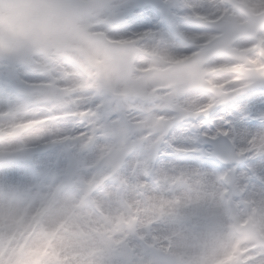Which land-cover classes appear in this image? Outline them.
I'll list each match as a JSON object with an SVG mask.
<instances>
[{"label": "rangeland", "instance_id": "rangeland-1", "mask_svg": "<svg viewBox=\"0 0 264 264\" xmlns=\"http://www.w3.org/2000/svg\"><path fill=\"white\" fill-rule=\"evenodd\" d=\"M256 1L257 3L260 2L259 6L252 8L250 3ZM159 2L164 3L165 0H159ZM169 2H174V0H169ZM211 2L213 4L218 3L223 5L228 3L232 5L231 10L222 7H213L214 11L210 15H205L202 18L203 23L213 26L219 25L226 18L230 21L231 30L227 38L218 47L210 46L211 41L216 38V33L207 34L208 39L202 40V46H199L197 40L204 37V34L195 32H189L188 34L182 28H178L171 36H155L148 33L134 35L126 32L120 34V30H117L114 37L106 36L103 33L98 34V36L104 40L106 47L99 50L94 56H89V62L101 65L105 61L117 57L123 62L133 63L138 57L147 58L144 61L147 66H149V69L143 72L142 70L146 67H142L139 68L138 71L148 76L149 81H159L161 83L155 84L151 88L144 86L113 93V95L117 97L126 98L128 96H138L147 101L155 95L160 86L170 89L169 94L163 98L169 102L176 100L190 89L206 88L216 97L225 96L231 91V88L227 86L236 83L239 76L234 78L233 75L231 79H224L225 82L223 83L218 81L214 82L212 79H205L207 73H205V70L203 71L204 65L213 57L220 53H224L230 58L232 63L221 64L218 68L213 69V71H226L231 74H244L249 71L264 73V61H250L247 59L250 53L259 52L261 55H264V47H262V45H264V37L259 35L261 28L264 27V0H211ZM193 3L198 4L194 0ZM245 11H247L250 16H245ZM213 16L215 19H212ZM247 17H251V19ZM140 30L144 31L147 29ZM152 30L159 29L153 24ZM164 39H168L171 42L170 45H173V43L177 44V47L179 46L180 49L191 45L196 47L197 51L191 55L182 54L176 56L173 60L171 57L170 62L173 61V64L167 65L161 58L162 56L152 51L154 48L155 50L159 49L161 46L160 43ZM248 39H253L256 42L250 46H235L237 40ZM130 41L135 42L131 43ZM142 41L147 43L144 44ZM144 48H147L148 51L143 50ZM18 55L22 56L18 51L6 49L3 44H0V59L7 57L10 63H14V58ZM162 55L163 57L168 56L165 53ZM22 58L27 59L26 56H22ZM65 75H71V73H65ZM28 83H35V85L30 87ZM46 83L50 86H44ZM17 84L20 87L15 94L11 96L0 94V166L7 165L8 163L19 164L22 166L23 173L27 174L29 177V167L37 165L40 159L52 156V163L55 159H60L63 161L62 166L56 167L55 170H53V181H49L51 185L48 186V207L50 208L51 204L56 203L58 197L64 191L72 192L76 187H79L78 192L81 194V199L80 203L75 204V198L73 196V209H69L70 205H68L66 210L60 212L61 214L58 213L54 221H51L52 223L48 225L49 223L47 224L45 220V216L48 213L46 214V210H44L42 206V204L47 202L43 199V196L39 197V193H34L33 195L30 189L23 188L24 192L27 191V198L30 195L31 197L22 202L20 211L10 210L13 206L12 203L14 202L13 199H15L16 190L12 191L11 195L0 194V199H2V203H0V226L6 223V219L11 218L12 220L14 219L13 222L16 224V228H18L22 220V218L19 220V217H22V214H24L25 217L28 216L29 209L33 208V205H35V208H38L41 213L31 214L28 216L27 220H24L26 221L25 224H27L21 227L25 228L26 232L32 227H37V229L41 231L47 227L48 231L51 232L53 227L66 224L64 230L67 229V232L63 231V234H60L61 236L67 235L74 239L78 238L82 242L86 241L83 239L94 238V244L89 245L90 250H94V257H97L98 254L102 255L107 264H126L125 261L120 258V254L124 253L123 248H126L130 253L131 260L128 264H139L136 262L139 253L149 258L151 264H188L185 251L181 249L178 251L176 250L177 253L173 252V254L169 256L165 254L170 260L169 263L160 262L152 254V251L164 254V244L165 246H171L172 242L170 241L172 236H169V233L165 232L159 234L160 237L163 236L166 239L160 249L152 247V244L149 246L139 241V239L142 240L143 237H134V234L137 233L135 232L136 229L141 230L142 234L145 232L146 227L144 228V226L146 225L142 226L138 224L137 226V219L139 217L137 214H144L146 211L143 206H145L148 184H153L156 189L161 185L158 183L160 181L158 175L152 173L155 142L153 145L146 148L144 144L145 141L149 139V135L134 136L127 126L131 124L135 127H140L143 124V121L133 118V115L139 111L137 106H125L112 99H105L95 101V104L91 102L87 107L75 112L58 111V109L68 107L65 97L70 96L75 89L67 87L58 88L56 82L52 80L27 79L20 83L17 82ZM77 87L84 88L87 87V85L81 84ZM119 94L122 95L119 96ZM212 106V102H208L202 106H197L195 110L198 109L199 112H205ZM177 107H179V105H177ZM22 109L30 111L35 110L36 113L22 111L21 113L23 114H20L19 112ZM130 109H132V112ZM84 110L87 111V113H85ZM127 110L128 112H126ZM181 110L185 112H194L183 108ZM144 111L150 112L151 110L145 109ZM117 114H119L118 119L116 118ZM71 117L76 119L74 127H79L80 129L78 131L72 130L73 128H68L67 132H65L66 130L60 129L48 130L32 141H29L25 136L28 132L36 129L37 125H45L50 122L55 124L61 118L69 119ZM46 118L48 119L46 120ZM26 119L29 122H27V126H21L19 122ZM167 120V116L157 117L156 126H158L157 124L160 122H167ZM31 126L33 127L29 129ZM55 138H57V141L51 142V139L55 140ZM48 140L49 142H46ZM6 142H11V144H6ZM124 147H130L131 153L128 157L124 158L123 164L115 169L112 164L113 151ZM227 147L230 148L228 145ZM134 152H144V158L147 157V163L145 164L143 161L144 167L140 172L136 169V165L133 166L128 163L129 157L133 155ZM97 155L100 156L98 160L93 159L92 161V158ZM168 158L169 157H167V159ZM190 158L195 159V156ZM124 169L129 170L130 175L132 174L131 179L123 178L119 173ZM83 170L86 171L83 172ZM32 176L33 175H31V177ZM32 178H34V176ZM107 180L114 185L119 199H121L119 204H122L124 208L123 209L122 206L119 205L121 209L126 211L127 208H129L131 212L132 209H134V212L130 214L127 213L125 216L124 214L122 215L123 212L120 210L118 213H114L108 217V213H105L101 205H98L95 199H91L92 193L99 187V182L104 183V181ZM30 183L34 184L32 182ZM218 184L219 187L211 190V193L213 197L218 193L220 198L229 201V204L223 207V212L227 217V230L233 239L231 242H234L233 247L229 248L230 254H220L222 259L219 261L222 260L223 264H236L237 261L239 264H245V253L249 250V247L254 245L257 241H264L263 235L261 236L259 231H256V229H258L256 227V215L258 211L256 207H254L253 200L241 201L239 199V191H234L228 182H218ZM123 185L127 186L128 190L134 195L136 201L141 202V204H137V208H133V206L130 205L131 203L128 202V199H126ZM172 185L173 184H169L167 188H171ZM184 190L187 191L188 194L191 193V189H188V184H184ZM172 198L173 203H171V201L165 202L164 209L180 218L177 223L182 225L184 221L187 220L186 214L182 212V209L184 210V204L181 203L179 197L172 195L169 200ZM206 200L207 198L202 200V205H204ZM249 202H253V204H249ZM185 205V208L187 207L189 211L191 208H193L191 210H194V208L198 207V204L191 203V201L189 202L187 200ZM253 208H255V210ZM201 210H203V206ZM54 212H56V210H54ZM197 214V212H193V215L190 217L191 219L194 218L195 222H199L203 218L207 223L211 224L217 221V217L214 214L208 216L204 212L199 216H197ZM95 220H97L99 225L96 223L94 225L93 221ZM90 222L92 226L98 227L96 228V233L89 234V231L92 230L91 227H88ZM147 222V226L149 227L153 223H150V221ZM31 231L33 233L34 230ZM7 235L6 233L0 238V264L71 263V258L70 262L69 260L66 262H57L56 260L57 255H60V253L62 258H66L68 256L67 251H61L58 248L53 249L50 247L48 251H45L46 253H44V251L41 252L45 242L40 239H37L39 244L36 246L33 256L25 261L20 258L19 253L25 247H28L30 243L33 245L32 239L35 235L29 233L25 234V232L21 230V233L15 238L11 247L6 246L1 250ZM187 237L188 240H190V237ZM147 238L149 239V237ZM131 239L135 241L128 247V242L129 240L131 241ZM124 240L126 241L123 242ZM206 241V237L205 239L203 237L200 246H206L209 242ZM47 245L49 244L47 243ZM97 247H100V251L96 250ZM33 250L34 249H31L29 255H32L31 252ZM5 253H7V258L4 260L3 256L6 255ZM214 255V258L204 255L203 258L206 260L199 264H206L208 260L212 262V264H219L217 260L219 255L217 253Z\"/></svg>", "mask_w": 264, "mask_h": 264}, {"label": "clouds", "instance_id": "clouds-1", "mask_svg": "<svg viewBox=\"0 0 264 264\" xmlns=\"http://www.w3.org/2000/svg\"><path fill=\"white\" fill-rule=\"evenodd\" d=\"M128 0H0V44L6 49L16 50L26 56H15L14 63L7 57L0 59V78L11 76L20 83L27 79L52 80L58 88L75 89L70 96L65 97L68 107L58 109L75 112L81 110L94 101L112 99L122 105H135L139 109L133 115L134 119L143 121L140 127L128 124L129 131L134 136L149 135L144 146L153 145L155 133L159 131L156 118L183 114L187 109L194 111L197 106L208 103L215 96L206 88L187 90L176 100L169 102L165 99L170 89L160 86L155 95L145 101L138 96L126 98L114 96L129 88L147 86L153 87L161 82H151L139 68L146 67L142 63L146 57H138L135 62L127 63L114 57L101 65L89 62V56H94L106 44L98 34L114 37L120 30L119 11ZM223 8L232 9V5L225 3ZM214 9L206 7L204 12L210 15ZM179 15H185L182 8H178ZM186 32L204 34L205 40L209 33H216L211 41V47H218L227 38L231 23L226 18L219 25H210L203 22H180ZM259 35L264 37V27ZM253 39L237 40L235 46L252 45ZM197 51L196 47L188 45L176 50L177 55H191ZM232 63L230 58L220 53L213 57L204 70L205 79H231L234 74L226 71H213L221 64ZM71 73V75H65ZM86 84L87 87L78 88ZM229 84L227 87L232 88ZM179 105V107H177ZM150 109V112L144 111ZM116 118H119L117 114ZM63 161L55 159V167H61ZM33 208L29 209L28 216ZM25 217V220L28 219ZM33 245L30 243L19 256L27 261Z\"/></svg>", "mask_w": 264, "mask_h": 264}, {"label": "snow or ice", "instance_id": "snow-or-ice-1", "mask_svg": "<svg viewBox=\"0 0 264 264\" xmlns=\"http://www.w3.org/2000/svg\"><path fill=\"white\" fill-rule=\"evenodd\" d=\"M206 7L221 8L222 5L211 0H201L199 4L193 0H165L164 3L128 0L119 11L120 30L134 35L171 36L181 28L180 22H203ZM178 8L186 14L179 15ZM153 24L159 30H152ZM205 39L197 40L198 45L202 46ZM247 59L264 61V55L250 53ZM236 76L239 79L231 91L225 96H214L209 101L213 106L207 111L173 114L167 116V123L157 126L152 167L166 171L171 165L194 170L197 175L212 174L217 182L226 181L234 191H239L241 201L257 196L264 199V73L249 71ZM19 87L11 76L0 78V94L11 96ZM245 101L249 102L246 108ZM225 145L230 146L227 151ZM165 155L180 159L164 162ZM192 156H195L194 163L186 159ZM22 171L19 164L0 166V182H15ZM230 245L231 242L225 243L224 255L230 254ZM245 264H264V241L249 247Z\"/></svg>", "mask_w": 264, "mask_h": 264}, {"label": "bare ground", "instance_id": "bare-ground-1", "mask_svg": "<svg viewBox=\"0 0 264 264\" xmlns=\"http://www.w3.org/2000/svg\"><path fill=\"white\" fill-rule=\"evenodd\" d=\"M198 4L201 3V0H194ZM259 3L252 2L250 3L252 8H256L259 6ZM125 33L120 30V34ZM186 33V32H185ZM189 34V32H187ZM147 41V40H146ZM142 43H147L145 41H142ZM170 41L168 39H164L160 43L159 49L155 50L152 49V51L157 52L158 55L162 56L161 58L163 61H165L168 64H173L170 58L172 57V60L176 58V56H180L176 54V50L180 49V47H177V44L173 43V45H170ZM208 44V43H207ZM184 48V47H183ZM182 49V48H181ZM143 50L148 51L147 48H144ZM167 54L168 56L163 57L162 54ZM170 55V56H169ZM182 55V54H181ZM168 58V59H167ZM142 63L146 64V62L143 60ZM207 64V63H206ZM165 65V64H164ZM149 69V66L146 64V68H144L142 71H146ZM204 71V69H203ZM207 73V72H205ZM214 82H225L224 79H212ZM125 89L124 91H126ZM122 95V94H121ZM119 94V96H121ZM248 101L244 102V107H248ZM3 104V103H2ZM12 104V103H11ZM129 109V107H128ZM132 112V109H130ZM129 110V111H130ZM22 111L27 113H36L35 110L30 111L27 109H22L19 113ZM1 112V111H0ZM4 112V111H3ZM128 112V110L126 111ZM134 112V111H133ZM194 112H199L198 109L194 110ZM87 113V112H85ZM84 113V114H85ZM76 119H73L72 117L69 119L66 118H61L58 120V122L54 123H48L45 125H37L36 129L30 131L25 135L29 141L35 140L38 136H41L45 133V131H50V130H66L67 132L68 128H73L72 130L78 131L80 128L79 127H74V122ZM21 126H27V119L24 121H20ZM16 126V125H15ZM70 126V127H69ZM33 126H31L29 129H31ZM57 138L51 139V142H56ZM46 142H49L46 141ZM6 144H11V142H6ZM50 156V155H49ZM52 156L40 159L39 163L33 167H29V177L27 174H24L22 171L21 176L19 177L18 180L15 182L11 183H2L0 182V194L4 195H11L12 191H15V199H13V206L10 208V210H21L22 202L30 199L31 195L28 196L27 198V191L24 192L23 188L30 189L34 195V193H39V197L43 196V199L47 202L45 204H42L44 210H46V223L50 225L52 223L51 221H54L55 216H57L58 213L63 212L66 210L67 206L70 205L69 209H73L74 204L72 205L73 201V196L75 198V204L80 203L81 199V194L78 192V188L76 187L75 189L72 190V192L69 191H64L57 199L56 203L51 204V207H48V186L51 185L49 184L51 181H53V170H55L56 167L53 166L52 163ZM144 152H134L133 155L129 157V165H136V169L140 172L143 167H144V162L145 164L147 163ZM164 162H168L171 160H177L180 159L179 157H170V156H162ZM99 158V155L94 156L92 158L97 160ZM191 160V162H195V159L192 158H186ZM91 161V162H92ZM144 161V162H143ZM90 162V163H91ZM89 163V164H90ZM10 164V163H8ZM7 164V165H8ZM149 166L150 163L148 162ZM86 170H83L85 172ZM123 178H132V174H129V170H121L119 172ZM154 174H157L158 177L160 178V181L158 182L160 187L156 189L153 184H148L147 186V191H146V198H145V213L141 214L138 213L137 215L139 216L137 219V226L138 224L144 226L145 232H141V230H137L134 234V237H143L142 240L139 239V241L156 247L157 249L161 248V245L163 242L166 240L163 236L160 237V233H169V236H172V239L170 242L171 243V250L169 252V255L173 254V252L177 253L176 250L178 251L181 249L182 251H185V256H186V261L188 264H199L200 262L205 261L206 259L203 258V256H209L210 258H214V254H218V262L220 259H222V256L220 254H223L224 250V245L227 242L233 241L232 237L230 236L228 230H227V217L225 216L223 212V207L225 205L229 204V201H225L223 198L219 197V194L215 197H213V194L211 193V190L218 188L219 184L215 180V177H213L212 174H204L201 173L200 175L195 174L194 170L190 169H184L181 170L179 167H173L171 165L168 166V169L165 171L163 168H153ZM31 175L34 176V178L31 177ZM133 180V179H132ZM50 181V182H49ZM30 182L34 183L31 184ZM149 183V182H148ZM169 184L172 185L171 188H167ZM184 184H188V189H191V193L188 194L187 191L184 190ZM97 190H94V192L91 195V199L96 201L98 205H101V207L104 209L105 213H108V217H110L114 213H118L120 210L123 212L122 215L124 214L125 216L132 212H134V209H132V212L127 208L126 211L122 210L119 205L122 206V204H119L121 199H119V196L116 192V189L114 185L110 181H104V183L98 184ZM20 189V191H19ZM123 190L126 195V199H128V202L131 203L130 205L133 206V208H137V204H141V202H138L134 199V195L128 190L126 185H123ZM19 191V192H18ZM119 193V192H118ZM211 193V194H210ZM172 195L177 196L180 198L181 203L184 204V210L182 209V212L186 214V219L184 221V224H178L177 222L179 221L180 218L177 216L171 214L169 211H165L164 204L165 202L171 201L173 203V197L172 199L169 200V198L172 197ZM204 198H207L205 201L204 205H202V200ZM2 199H0V203ZM187 201H191V203L198 204V207L194 208V210H191L193 208L189 209L186 207L185 204ZM254 202V207H256L258 213L256 215V231H259L261 236L263 235L264 237V199L260 198L257 196L256 199H251ZM253 202H249V204H253ZM7 204V203H6ZM1 205V204H0ZM9 206V205H8ZM203 206V210L202 209ZM253 207V206H252ZM123 208V206H122ZM124 209V208H123ZM255 210V208H253ZM56 210V212H54ZM59 211V212H57ZM117 211V212H116ZM126 212V213H125ZM193 212H197V216L203 214V212L208 216L211 214H214L217 217V221L214 223H207V221L203 218L199 222H195L194 218H190L191 215H193ZM20 213V212H19ZM61 214V213H60ZM146 219V220H145ZM6 223L0 226V238L3 237L6 233L8 234L12 230L16 229L17 226L14 224V219H6ZM147 221H150L152 223L149 226H147ZM20 223L21 226L24 224ZM94 225L97 223V220L93 221ZM19 226V227H21ZM66 227V224L63 225L62 228H60L61 232L58 233L56 239H54V243L52 244L51 248L53 249H60L61 251H67L68 252V258H71V263L70 264H107V262L103 259V256L98 254L97 257L95 256L94 250H90L89 245L94 244V238L90 239H83L86 240L85 242L80 241L78 238H72L67 235L61 236L60 234L63 231L67 232V229L64 230ZM88 227L92 228L90 233H96V228L97 226H92L91 222L89 223ZM87 227V229H88ZM94 229V231H93ZM141 234H139V233ZM52 234L50 231H48V228L45 227V234L43 235L40 233L36 234L34 236L33 240V247L34 249L30 254L29 257L33 256V252L36 250V246L38 244V240L40 239L43 241V239L46 237L44 240H49L51 239ZM63 234V233H62ZM192 234V235H191ZM149 237V239L145 236ZM190 237V240H188V237ZM88 237V236H87ZM206 237L208 242L205 245L200 246V243L202 242V238ZM264 240V238H263ZM124 240L123 242H125ZM132 241V242H131ZM128 242V247L132 245V243L135 241L134 239H131ZM138 241V240H137ZM169 242V243H170ZM127 243V242H126ZM233 243V244H232ZM234 242H231L230 248L233 247ZM163 247V246H162ZM165 247V248H164ZM164 250H167V246L164 244ZM100 247H97L96 250H99ZM203 251V252H202ZM222 251V252H221ZM197 255V256H196ZM203 258V259H202ZM136 262L139 264H151V260L149 258L143 256L141 253L138 254V257L136 258ZM24 264V263H22ZM206 264H212V262H208Z\"/></svg>", "mask_w": 264, "mask_h": 264}, {"label": "flooded vegetation", "instance_id": "flooded-vegetation-1", "mask_svg": "<svg viewBox=\"0 0 264 264\" xmlns=\"http://www.w3.org/2000/svg\"><path fill=\"white\" fill-rule=\"evenodd\" d=\"M35 210V211H34ZM34 210H33V212L31 213V214H33V213H41V211L38 209V208H34ZM30 218V217H29ZM23 220H25V215L23 214V217H22V223H23ZM26 222V221H25ZM25 222H24V224H25ZM24 224L22 225V226H24ZM27 224V223H26ZM26 224H25V226H26ZM63 226H61V225H57V226H55V227H53V229H52V231H51V233L52 234H50L51 235V239H47V240H44L43 242H45V245H43V248H42V251L41 252H43L44 251V253H46L45 251H48V249H50V247L52 246V244L54 243V239H56V237H57V235H58V233L59 232H61V230H60V228H62ZM26 228H29V227H26ZM17 229V230H16ZM16 229H14V230H12L10 233H8V235H7V237H6V239L4 240V243H3V245H2V248H1V250L2 249H4L6 246H8V247H11V245L13 244V242L15 241V238L17 237V236H19V234L21 233V230L22 231H24L25 232V234L26 233H29V234H33V235H36V234H39V233H41L42 235H43V233L45 234V229L44 230H38L37 229V227H32V228H30V230L29 231H27L26 232V230H25V228H22V227H20V229H19V227L18 228H16ZM31 230H34L33 231V233H32V231ZM19 231V232H18ZM38 231V232H37ZM37 232V233H36ZM46 239V238H45ZM47 243L49 244V245H47ZM39 244V243H38ZM37 244V245H38ZM10 250V249H9ZM1 253V252H0ZM7 253H8V251H7ZM7 253H5L6 255L5 256H3V258H4V260L7 258ZM60 256V257H59ZM56 260H57V262L58 261H63V262H66V261H68L69 260V262H70V258H68V256L66 257V258H62L61 257V253H60V255H57V258H56Z\"/></svg>", "mask_w": 264, "mask_h": 264}, {"label": "water", "instance_id": "water-1", "mask_svg": "<svg viewBox=\"0 0 264 264\" xmlns=\"http://www.w3.org/2000/svg\"><path fill=\"white\" fill-rule=\"evenodd\" d=\"M245 15H247L246 12H244ZM225 149H228V147L225 145ZM129 149L128 148H124V150H120L118 153L120 154V158L116 161V163L122 159H124V157H126L128 155ZM120 258L123 259L125 261L126 264L129 263L130 259V253L129 252H125L122 255H120ZM161 259H164V257H160Z\"/></svg>", "mask_w": 264, "mask_h": 264}]
</instances>
